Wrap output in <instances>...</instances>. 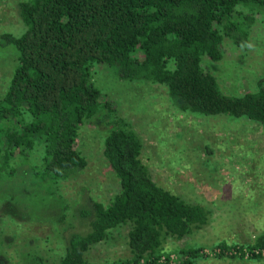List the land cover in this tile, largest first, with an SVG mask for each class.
Listing matches in <instances>:
<instances>
[{
  "label": "trees",
  "instance_id": "obj_1",
  "mask_svg": "<svg viewBox=\"0 0 264 264\" xmlns=\"http://www.w3.org/2000/svg\"><path fill=\"white\" fill-rule=\"evenodd\" d=\"M18 7L22 34L5 36L17 66L0 97V175L37 152L41 164L27 167L54 193L87 169L77 140L101 116L103 155L120 185L108 204L78 203L85 229L70 235L59 264H89L90 251L120 228H128L127 264L170 262L171 242L193 264L204 248L185 242L209 225L211 212L156 183L141 158L142 138L92 72L108 66L119 81L163 87L183 112L264 127V78L255 91L229 96L203 67L204 59H223L228 41L249 48L264 0H19ZM236 245L219 244L217 258L264 261V235Z\"/></svg>",
  "mask_w": 264,
  "mask_h": 264
},
{
  "label": "rangeland",
  "instance_id": "obj_2",
  "mask_svg": "<svg viewBox=\"0 0 264 264\" xmlns=\"http://www.w3.org/2000/svg\"><path fill=\"white\" fill-rule=\"evenodd\" d=\"M18 1L0 0V97L17 66V49L5 36L22 34ZM203 67L226 95L255 91L264 78V16H258L249 48L228 41L223 59H204ZM92 75L142 138L141 158L156 183L211 212L209 225L185 242L204 248L193 264H264L217 258L219 244L247 246L264 235V127L246 119L183 112L163 87L119 81L108 66L94 67ZM104 130L101 116L83 126L77 149L88 167L56 185L54 193L27 167L41 164L40 153L27 164L18 161L14 174L0 175V264H41V259L59 264L70 235L85 229L78 203L93 197L108 204L114 197L120 185L103 155ZM127 235L128 228L113 231L90 251L89 264H127ZM174 244L166 250L170 262L161 264H188L186 256L174 252Z\"/></svg>",
  "mask_w": 264,
  "mask_h": 264
},
{
  "label": "built area",
  "instance_id": "obj_3",
  "mask_svg": "<svg viewBox=\"0 0 264 264\" xmlns=\"http://www.w3.org/2000/svg\"><path fill=\"white\" fill-rule=\"evenodd\" d=\"M263 254H264V252H263ZM163 260H165V259H163Z\"/></svg>",
  "mask_w": 264,
  "mask_h": 264
}]
</instances>
